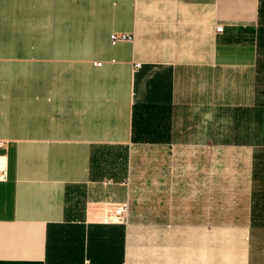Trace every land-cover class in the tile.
I'll use <instances>...</instances> for the list:
<instances>
[{
  "label": "crops",
  "instance_id": "1",
  "mask_svg": "<svg viewBox=\"0 0 264 264\" xmlns=\"http://www.w3.org/2000/svg\"><path fill=\"white\" fill-rule=\"evenodd\" d=\"M261 166L264 0H0V264H264Z\"/></svg>",
  "mask_w": 264,
  "mask_h": 264
},
{
  "label": "rangeland",
  "instance_id": "2",
  "mask_svg": "<svg viewBox=\"0 0 264 264\" xmlns=\"http://www.w3.org/2000/svg\"><path fill=\"white\" fill-rule=\"evenodd\" d=\"M227 137H230L235 140L236 138H238V134L235 133ZM223 163H227V161L217 160L216 158H212L210 156L209 161H208L207 172L201 171L198 173V170L194 168V176H196L197 183H194L195 189L192 191V196L198 199V203H200L201 196H204V197L207 196L206 198H208L209 200L208 205L210 206L240 205V201L229 200V199L222 200L223 198H226L229 195L228 192H226L225 188L230 193L233 191L236 197H240L241 192H242V185H243L242 182L240 181L241 180L240 177H239V181H236L234 184L232 183V177L237 176V175H234L235 173L234 170L236 168H231V167L223 168L225 167ZM198 169H201V168H198ZM232 187H234V190L232 189ZM148 201L149 200L141 201L140 205H150ZM116 206H118V204H106L103 207L105 209L108 208V212L111 214L112 209L115 208ZM111 219L115 220L112 214H111Z\"/></svg>",
  "mask_w": 264,
  "mask_h": 264
},
{
  "label": "built area",
  "instance_id": "3",
  "mask_svg": "<svg viewBox=\"0 0 264 264\" xmlns=\"http://www.w3.org/2000/svg\"><path fill=\"white\" fill-rule=\"evenodd\" d=\"M216 32H222V26L216 27ZM132 38L128 34H121V33H112L109 36V41L111 45H115L117 42L120 41H130ZM135 68L139 67V64L134 65ZM127 205L126 204H118L115 208L112 209L111 214L115 221H121L123 218V213L125 212Z\"/></svg>",
  "mask_w": 264,
  "mask_h": 264
},
{
  "label": "trees",
  "instance_id": "4",
  "mask_svg": "<svg viewBox=\"0 0 264 264\" xmlns=\"http://www.w3.org/2000/svg\"><path fill=\"white\" fill-rule=\"evenodd\" d=\"M256 171H259L261 174V179L263 182V190L261 192H257V190L254 189V191L252 192V208H261L264 211V166L257 168L256 167ZM256 178V175L254 173V179ZM262 217L264 218V215H262Z\"/></svg>",
  "mask_w": 264,
  "mask_h": 264
}]
</instances>
